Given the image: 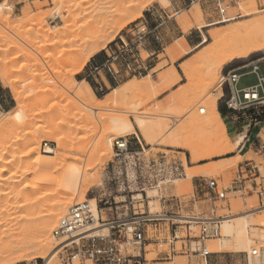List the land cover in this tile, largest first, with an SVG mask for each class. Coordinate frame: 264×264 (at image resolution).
<instances>
[{
    "label": "rangeland",
    "instance_id": "obj_1",
    "mask_svg": "<svg viewBox=\"0 0 264 264\" xmlns=\"http://www.w3.org/2000/svg\"><path fill=\"white\" fill-rule=\"evenodd\" d=\"M0 4L12 7V11L10 10V23L6 21V24H0V68L3 72L6 69L9 72L12 71L11 75L9 73V76H11L9 81H13H10L11 85L13 83L12 86L23 90L21 92H23V105H25L24 110L27 116L25 115L26 118L21 123L24 127L18 131L20 142L29 137L31 138L34 134L32 137L34 139L33 143L27 145L39 144L43 160L52 163V168H48L49 170L44 168L43 164L38 165V168L32 167L34 170L31 173L33 175H31L30 181L37 186L33 185L34 188L32 187L30 190L23 191L24 193L22 192L23 194L20 195L22 196L20 197L22 200L27 201L26 199H28L29 202H27L32 205L31 209L29 210V207H25V209L16 210L18 212L15 211L13 213L15 219L11 223H8V226H5L3 223L0 224V232L5 228L11 227L10 230L8 229L9 231L7 230L9 232L7 234L12 235L13 232L22 231L25 227L27 229L35 217L48 214L52 208H57L61 203H66L68 200L70 202L69 208L76 202L94 200L97 204L100 200H109L113 203V209L109 210L108 207L107 210L102 212V217L105 221L113 220L110 215L116 211L115 202L118 203L119 212L127 211L130 215L133 211L146 213L150 211L153 214L168 212V217L172 221L164 223L162 231L158 232L154 228H150L148 234L149 246L146 248L149 264H205L203 258L198 253H195L199 245L195 242L187 241L184 228H180V239L173 240L172 224H182L177 219L178 217H193L202 215L208 211V205L203 201H199L197 204L192 202L194 198L198 199V186L207 179H216L219 181L221 187L229 188L236 178L239 167L244 162V159L239 157L233 158L232 152H225L209 159L194 162L191 159L190 153L184 149L171 146L170 144L166 145L164 142L161 143L162 141L155 144L156 146L150 145L138 136L129 134L113 138L112 152L102 162L103 158L99 160L97 156L93 155V148L99 142H102V140H107L111 135V121L113 118H128L129 116L131 120L135 119L133 114L128 113L133 100L128 98L125 101L119 99L108 109L104 108L94 116L92 114L93 119L96 118L98 129L87 131L81 123L86 118L85 113L78 106L76 107L75 103L72 104L73 98L69 96L68 89L75 82V89L81 88V91H85L82 84H87L93 87L92 91L93 93L95 92L94 94L99 99L105 101L109 96L111 98L115 95L113 94L115 88L121 87L124 83L130 81H144L147 78H151L153 85L157 86L156 89L159 90L162 88L160 86L162 84L160 81L161 75L169 73L171 69L175 68L179 80L162 94L152 96L151 101L149 100L139 111L144 113L143 117H146L150 121L157 120L164 123L168 121L167 124L172 129L174 128V131L180 127H185L187 136L190 140L192 139L191 141L197 145L206 146L211 139L213 141L217 140L213 138L214 136L210 130L206 128L198 125H194L193 129L191 128L193 125L190 127V115L196 111V107L201 106V103H205L212 95L217 97V108L222 109L226 114L229 112L226 105L229 93L227 87H224L223 94L221 92L220 83L223 76L229 71L242 68L253 61H261L262 71L264 72V49L221 65L222 60L218 55L224 43L219 41L217 44L214 40L210 39L209 34L211 31H220V29L227 31V29L234 27V23L237 22H239V25H246L249 21L264 17V0H240L239 6L232 9L231 13L240 12L242 15L244 14L243 16L247 13V18L245 16L244 18L231 21L227 25L206 27L202 30H199L197 27L217 22V13L212 8L201 4L188 8L184 0H73L69 4L61 6L58 14L55 13L56 6L52 0H0ZM241 5L245 8L249 7L247 10H244L245 8ZM248 9L249 11L254 9L252 10L253 13L251 11V13H248ZM6 11L9 12L8 10ZM149 11L155 13L154 19L158 21V26L161 23L165 24L159 27L155 33L151 34V36H157V34L161 36L160 44L162 47L155 49L154 43L156 42L150 39V37L146 44L140 47L142 59L146 62V65H143L140 61L143 69L142 75L124 77L118 82L111 79L112 83L110 84L107 82L104 74H101V76L94 75L93 70L89 68L92 58L98 54L106 57L107 49L113 46L120 36L126 35L131 29H135L133 28L135 25H138L137 28H142L144 24H140V20H143L145 12ZM26 12H30L32 16L38 18L39 25L36 24V26L34 24L32 26V24H28L22 28L23 30H19L21 33L19 31H16V33H14L15 31H12L13 33L10 32L7 27H12L19 18L20 20L23 19V15ZM53 16H57L59 19L51 23ZM186 19L189 20L187 24L184 23ZM245 19L250 20L242 24L241 21H245ZM183 26H186V31L183 29ZM54 27L57 28L55 29ZM100 27L107 28L108 32H106L104 40L102 39L99 45L97 44L100 47L102 46V50L97 54H93L97 45L88 43L87 40L91 41ZM57 29H60V31ZM64 29L68 31L59 37L49 36L50 32H64ZM30 30L33 31L32 35L29 33ZM45 30L51 31L48 33ZM37 34H39L40 38H38ZM204 36L209 38L207 43H203ZM48 37L47 41L46 38ZM181 37H184L188 42V46L185 49L183 48V56H179V53H173V48L175 44L181 41ZM48 44L49 46H47ZM212 56L215 58L211 62L212 67L216 68L218 66V69L216 68L217 70L213 74L208 73L210 70L205 69L206 66L208 69L211 68L209 61ZM75 58H78L77 63H74ZM217 60L220 62L218 63ZM150 65L152 66L151 68H149ZM145 68H148V70H145ZM7 70L5 73H7ZM207 73L208 76L206 78L205 75ZM214 73H218L216 74L218 77ZM209 75L217 79L215 80L213 77L212 79ZM213 82L216 83L210 87ZM2 83L0 78V90L4 89L8 101L7 108L2 109L0 107V128L9 117H14L13 114L19 109L11 87H7ZM256 83V76L249 75L241 80L240 87L243 88ZM32 86L36 88L31 90ZM42 97L45 100L44 102L41 100ZM45 97L46 99H44ZM36 98L40 100L39 104ZM193 101H196L197 106H194L195 108L190 113L185 114L190 105L189 103ZM174 106L178 109L177 112L175 111L176 115L180 117L177 118L178 122L176 125L171 120H168L167 117H164L172 113L171 111ZM243 113H247L248 115L259 114L258 121H262L264 128V98L260 100L258 105L242 111ZM44 114L46 116L43 117ZM157 117L159 118L157 119ZM28 133L30 134L28 135ZM119 138L127 139L130 150L136 152L138 155L124 157L117 154L114 143ZM9 139H12V134L0 136V147L1 145L2 149L7 147L0 153V167L6 165L5 162L12 159L10 158L12 154H9V152L11 153V149L8 147L10 146L8 144H11ZM229 139L233 145V139L230 136ZM261 139L264 141V131ZM39 140L40 142H38ZM218 141L221 144L223 139L220 138ZM45 142L49 143L50 148L54 150V154L43 152ZM6 143L8 144L6 145ZM222 144L223 146L220 150L227 151L230 146L226 142ZM25 147L21 145L18 149L23 150ZM29 160L30 158H27V161L23 163L17 158L15 162H17L19 167L16 163H12L11 166H13L12 168L16 166L18 169L20 168V170L24 171L26 167L28 169L31 168ZM247 160H254L257 165H261V170L263 171L264 158L262 156L251 155L247 157ZM176 166L180 167L179 174H176L172 179L168 177L167 180H164L166 174L170 173ZM73 170L81 173L87 171V173L90 172L92 174V183L88 186L83 196L75 192L76 187L74 185L70 188L68 176ZM188 173L196 177L191 175L188 178ZM6 175L5 177H9L10 173ZM32 177L37 181H34ZM6 188L4 187L3 189ZM4 192L0 194V209L5 204H8L4 202L6 199ZM141 194L144 195V202L139 203L134 201L132 206L130 204L132 198L135 197L136 200H139ZM73 195L75 197L72 200ZM172 197H179L183 201V208L180 212L172 209L170 204ZM163 198L167 199L168 202L164 203L165 200ZM224 206V209H221L219 214L226 218H233L237 214H245L250 211H255L257 219L264 217V211H262L264 200L258 198L257 195L250 194L243 197L240 193H230ZM234 230L235 223L230 224L229 229L225 232L226 234L222 226V237L205 243L204 246L207 247V251L212 253L208 258V264H250V251L252 252L253 250H258L259 253L256 256L252 255V258L255 260L258 257V259L260 258V264H264V240L260 237L264 232V227L255 225L249 228V236L251 241H253L249 252L222 249V240L225 237L229 239L233 235ZM108 235L109 232L105 236ZM209 243H212L211 245L216 244L217 250H214V252L210 249L208 250ZM56 245H58V242ZM173 245L176 247L177 256L169 259L168 256L170 257L172 254ZM56 256L57 258L53 264H64L60 259V253H57ZM7 260V258L6 261L3 259L0 261V264L49 263V260H43L36 256L11 262ZM85 264L92 263L88 261Z\"/></svg>",
    "mask_w": 264,
    "mask_h": 264
},
{
    "label": "bare ground",
    "instance_id": "obj_2",
    "mask_svg": "<svg viewBox=\"0 0 264 264\" xmlns=\"http://www.w3.org/2000/svg\"><path fill=\"white\" fill-rule=\"evenodd\" d=\"M52 1H53L54 5L56 6L55 13L58 14L60 12L59 8H61V6L65 5V4H69L73 0H52ZM242 7H244V6H242ZM248 7L249 6H247L246 8L244 7L245 9L244 8L243 9L247 10ZM6 10H8L9 12H7ZM10 10L12 11L11 6L0 4V24L3 25L6 21L10 23V19H11ZM252 10H254V9H252ZM252 10H250V11L252 12ZM248 11H249V9H248ZM250 11L248 13H251ZM242 12H244V11H242ZM245 14H246L245 16L247 18L248 15H247V13H245ZM24 15H23V17H24L23 19L20 20V18H19L13 24L12 27L9 26V27H7V29L10 32L15 31L14 33H16V31H19L25 25H28V24H32V26H34V24L39 25L38 18L32 16L30 12L29 13L26 12ZM243 15L240 18H244L245 16H243ZM67 19H69V18H67ZM249 20L250 19H245V21H241V22L243 24L244 22L247 23V21H249ZM32 22H35V23H32ZM188 22H189V20L186 19V21L184 23L187 24ZM230 22L231 21H229V22L225 21V22H221V23H213V24H208V25L203 24V25H199L198 29L202 30L206 27L223 26V25L229 24ZM9 23H7V24H9ZM41 24H42V22H41ZM54 28L56 29L57 27H54ZM54 28H52V29L55 30ZM183 29H185V31H186V26H183ZM32 30L29 31V33L31 35L33 32ZM45 31H48V30H45ZM50 31H48V33ZM58 31H60V29ZM58 31L54 32V33L50 32L49 36L53 35V36L59 37V36L65 34V32H67L68 30L64 29V32H62V31L58 32ZM40 32H42V31H40ZM106 32H108L107 28L100 27V29L96 32L93 39L91 40L89 38V40H91V41L87 40V42L91 43V44H95V45L98 44L99 45V42H101L102 39L105 37ZM45 33H44V35H45ZM37 35H38V38H40L39 34H37ZM209 37H210V39L214 40L217 44L219 41L220 42L222 41L224 43L220 52L218 50V52H219L218 56L222 60L221 65H223L224 63H227V62L234 60L236 58L245 57V56H247L253 52L264 49V17L258 18V19L253 20V21H249V23H247L246 25L245 24L239 25V22L234 23V27L227 29V31L221 30V29H220V31H211L209 34ZM31 38H32V36H31ZM35 38H36V36H35ZM44 38H45V36H44ZM47 39H49V37L46 38V40ZM27 41H29V40H27ZM208 41H209V38L207 36H204L203 43H207ZM85 44H86V41H85ZM98 45L96 46V49L94 50L93 54H97L98 52H100L102 50L101 49L102 46L100 47ZM101 45H103V44H101ZM47 46H49V44ZM186 46H188L186 40L182 39L180 42L175 44V46L173 48V53L174 54L179 53V56H183L184 55L183 48L185 49ZM49 48H51V47H49ZM46 49H45V51H46ZM208 50H211V49H208ZM40 52H41V50H40ZM213 56L211 57V60L209 61L210 65H211V62L215 59ZM217 61H218V63L220 62L219 60H217ZM77 62H78V58H75L74 63H77ZM216 68L215 67L213 68L212 65H211L210 69H208L207 66L205 67L206 70H210V72H208V71H206V72L212 73V74H213V72H215V70L218 69V68L217 69ZM6 70H5V72H6ZM185 71L187 72V69ZM5 72H3L2 69L0 68V78H1L2 82L5 84V86L11 87V90L15 96L14 97L15 101L18 103L17 106L19 108L18 111L15 112V114H13L14 117H12V118L9 117L8 120L3 125H1V128H0V136H4L5 134H6V136L9 134H12V139H9L11 141V144L6 143V145L7 144L10 145L8 147L11 149L10 150L11 153L9 152V154H12L10 157L12 159H10L11 161H8V162L7 161L5 162V159H4V162L6 163V165H2V167H0V194H2L1 192L6 191V192H4L6 199L5 200L3 199V200L5 203H8V204H5L4 207L0 209V224L3 223L5 226H8V223H11L15 219V216L13 213L16 210H18V209L20 210L21 208L25 209V207H29V210L31 209L32 205H30V203H28L29 202L28 199H26L28 202L25 200H22L20 198L22 196H20V195L24 193L23 191H26L28 189L30 190V188H32L33 185H35V183L30 181V179H31L30 177H31V175H33L31 173L34 170V169H32V167L38 168V165L43 164L44 168H46V169L50 168L51 169L52 163L50 161H44L43 160V158L41 157V154H40L39 144L34 143L31 145H27V144L33 143V141H34V139L32 138L34 135L33 133H32L33 134L32 137L31 138L29 137L30 139L28 138V139H25L23 142L21 141L22 142V144H21L18 131L21 130L22 127H24L21 123L24 122V118H26L25 115L27 116V114H25V110H24L25 105H23L24 96H22L23 92H21L23 90H20V89L16 88L15 86H12L13 83L11 85V82H13V81H11V80H10L11 82L9 81V78L11 77V76H9V73L11 75L12 71L9 72L7 70L8 74ZM216 72H218V71H216ZM208 73H207V75H205L206 78L208 76ZM216 74H218V73H216ZM212 77L215 79L214 76H212ZM216 77H218V76L216 75ZM178 80H179V78H178L177 71L175 68H173V69H171V71L169 73H166V74L164 73L163 75H161L160 81L162 82L163 85L162 84L160 85V86H162V88L159 90L156 89L157 86L155 87L153 85L151 78H147V80H144V81L143 80L142 81H139V80L130 81V82L124 83L121 87L115 88L113 91V94H115V95H113V97H111V98L109 96L110 99L107 98L105 100L107 102L99 99L93 93V91L89 85L82 84L85 88V91H81L80 90L81 88L78 89L79 90L78 91L77 89H75V87H76L75 82H73L72 86L68 89L69 94H70L69 96H72V98H73L72 104L75 103V106L76 107L78 106V108H80L85 113L86 118H85V120L82 119L83 121L81 123L83 124V126L86 128L87 131H89V130L95 131L96 129H98L97 128V122L95 120L96 118L94 117L95 119H93V116L95 114H97L98 111L103 110L104 108L108 109V107L112 106V104L117 102L119 99H123L124 101L127 100V98L133 100V102H131L130 110L128 111V109H127V111L129 114H131V115L133 114L135 116V119L131 120L129 118V116H128V118H125V117L113 118L111 121V129H112L111 135L110 136L108 135L109 137L107 138V140L105 139V141H103V140H102V142L97 141L99 143L93 148L94 149V151L92 150L93 155L97 156V159L99 158V160H102V158H103V160H102V162H103L104 159L109 157V155L112 152L113 138L115 136H124V135H129V134H134V135L138 136L140 139H143L147 144H150V145H155V144L162 141L161 143L164 142V144H166V145L170 144L171 146H175L177 148L184 149L190 153L191 159L194 162H198V161H201L204 159H209L211 157L221 155L225 152H228V153L233 152L234 147L230 142L226 127H225L223 119H222V115L217 108V97H215V96L211 95L210 98L205 103H201V106L198 105L199 107H196L197 106L196 101L189 103L190 105L188 106V108H187L188 110L186 111L185 114L190 113L192 111V109H194L196 107V111L190 115V119H189V121L191 123V124H189L190 127H191V125H193L191 127L193 129L194 125L195 126L198 125V126H201L203 128L210 130V132L214 136L213 138L215 140L218 141V139H220V138L223 139L221 144L219 141L217 142V141H213L211 139V141H209L208 145H206V146L197 145L193 141H191L192 139L191 140L189 139V137L187 136V131H186L185 127H180L179 129L174 131L173 130L174 128L172 129L171 126H169L167 124L168 121H166V120H165L166 122L164 123L162 121H157V120L156 121H154V120L150 121V120L146 119V117L145 118L143 117V115H145V114L142 113L141 111H139L140 108L145 106L146 103L149 102V100L152 98V96H157V95L162 94L163 92L168 90L171 87V85L176 83ZM215 83L213 82L210 85V87H212ZM48 85H49V83H48ZM160 86H159V88H160ZM17 87H18V85H17ZM19 88H20V86H19ZM34 88H36V87L34 86L31 90H33ZM206 92H207V90H206ZM22 97H23V99H22ZM44 99H46V97ZM41 100L43 102L45 101V100H43V97ZM39 101L40 100H38V104H39ZM26 105H27V103H26ZM35 105H36V103H35ZM189 108H191V109H189ZM32 109H33V106H32ZM80 109H78V110H80ZM26 110H27V108H26ZM177 110L178 109L176 108V106H174L172 108V111H171L172 113H169V115L164 116V117H167L168 120H171L174 123V125H176V123L178 122L177 118H180L179 115H176ZM42 113H44V112H42ZM80 113H82V112H80ZM92 114H93V116H92ZM44 116H46V115L44 114L43 117ZM158 118L159 117H157V119ZM160 118H161V116H160ZM76 125L78 126V124H76ZM44 132H48V131H44ZM49 132H51V131H49ZM29 134L30 133H28V135ZM26 138H27V136H26ZM1 139H2V137H1ZM38 142H40V140ZM223 142H226L230 146L227 151H221L220 150V148L223 146V144H222ZM95 144H96V142H95ZM21 145L23 147L26 146L27 149L25 147V149L24 148H23V150L20 149L21 150L20 151L18 148ZM3 147H5V146H3ZM6 148H3V149H6ZM3 149H2V145H1L0 153H1V151H3ZM207 152H209V153H207ZM47 153L54 154V150L49 147V148H47ZM17 158L23 163H24V161H27V158H30L29 161H30V167L31 168L28 169L26 167V169H24V171L20 170V168L18 169V167H19L17 165L18 160H17V162H15V160ZM6 160H8V159H6ZM0 163H1V159H0ZM12 163H16V165L18 167H16L13 164L15 167L12 168L13 167V166H11ZM37 168H35V169H37ZM7 173H10L9 177H5V175ZM88 173H90V172H88ZM88 173H87V171L85 173H81L77 170H73L69 173V176H68L70 188L74 185L76 187L75 192H78V194L80 193L82 196L85 194V191L88 188V186L92 183L91 182V175L92 174L91 173L88 174ZM187 175H188L187 177L189 178L193 174L188 173ZM197 175H199V174H197ZM6 176H8V175H6ZM193 176L196 177L195 175H193ZM194 177H192V178H194ZM34 178H35V176H34ZM34 181H37V180L34 179ZM35 186H37V185H35ZM4 187H7V188L3 189ZM20 187H22V188H20ZM77 187H79V189H77ZM74 197H75V195H73L71 199L73 200ZM0 199H1V195H0ZM82 200L84 201L83 197H82ZM68 201L66 203H63V204L61 203V205H59L57 208H54V209L52 208V210L48 214H44V215H40V216L35 217L32 220V222H30V224L28 223L29 227L27 229L25 227L22 231L18 230L15 233L13 232V234L11 233L12 235L9 234L10 236L7 234V232L11 228L10 226H9L10 228H8L9 230L7 228H5L2 232H0V261H2L3 259L6 261V258H7L8 259L7 261L11 262V261H15V260L29 259L32 256H36V257L42 258L43 260H49L48 264H51V263L53 264V262H55V260L57 258L56 255H57V251L59 248L58 245H56L57 242L54 241L55 238L53 236V231L58 226L60 219L66 215V213L69 209V205H70V202H68ZM89 202L91 204L93 212L97 216V214L99 213V210H98L96 202L94 200H89ZM18 211H16V212H18ZM262 211H264V207H263ZM37 214H35V215H37ZM255 214H256L255 211H250V212H247L245 214H237L233 218L232 217H229V218L225 217L224 218V220H223L224 233L229 229L231 223H235V230L233 231V235L231 234L232 236L229 239L225 237V239L222 240V243H221L222 249H226L229 251H237V252H243V251L249 252L251 250V245H252L253 241H251L250 236H249V228H251L255 225L264 227V217L262 219H257ZM32 216H31V218H32ZM177 219L179 221L183 222V221H190V219H192V217H184L183 216V217H178ZM13 225H15V224H13ZM109 229H110V225L93 226V227L89 228L86 232L89 236L106 235L109 232ZM260 237L264 240V232L262 233V235ZM211 244L209 243L208 250L210 249L211 251L214 252V250H217L218 247L216 246V244H213V245H211ZM206 250H207V247H206ZM254 251L255 250H253L252 252L250 251V254H251L250 255L251 256L250 257V264H260V258L258 259V257H257V259H255V260L252 258V253ZM257 252H258V250H257ZM210 254H212V253H210Z\"/></svg>",
    "mask_w": 264,
    "mask_h": 264
},
{
    "label": "built area",
    "instance_id": "obj_3",
    "mask_svg": "<svg viewBox=\"0 0 264 264\" xmlns=\"http://www.w3.org/2000/svg\"><path fill=\"white\" fill-rule=\"evenodd\" d=\"M239 2L240 0H191L190 8L196 4L210 7L217 13L216 23H221L234 21L242 16L240 12L231 13L232 9L239 6ZM57 19H59L57 16H53L51 23ZM140 24H144V26L137 28L138 25H135L133 27L135 29L120 36L119 40L107 49L106 60L101 66L93 69L94 75H108L115 82L124 77L142 75L143 69L140 61L143 65H146V62L142 59L140 47L146 44L155 31H151L146 23L140 22ZM151 67L150 65L149 68ZM249 75L256 76L257 83L241 88V80ZM224 87L228 89L226 105L230 111L242 113V111L258 105L264 98L262 62L253 61L242 68L229 71L223 76L220 83L222 94ZM243 114L244 116L248 115L247 113ZM249 116H252L251 119L254 120L259 119V114ZM49 147V143L45 142L43 152L47 153ZM114 148L117 154L124 157L138 155L130 150L129 142L125 138L115 140ZM258 153L264 158V147L260 148ZM179 170L180 167L176 166L166 174L165 178L163 177L164 180H167L168 177L172 179L176 174H179ZM200 188L198 199L194 198L192 202L197 204L199 201H203L208 205V211L202 215L193 216L190 221H179L182 224H172V234L173 240H178L180 239V228H184L187 241L199 245L195 253H198L205 264H208L211 254L204 245L207 241L222 237L225 217L219 213L225 207L228 194L240 193L243 197L253 194L264 200V169L262 171L261 165H257L254 160H247L240 165L236 178L229 188L221 187L216 179L203 181ZM139 197H141L139 200L133 197L130 204L133 206L134 201L143 203L144 195L141 194ZM163 199L164 203L168 202L167 199ZM170 204L173 210L179 212L183 208V201L179 197H172ZM115 206L116 211L110 215L113 220H108V218V221L103 219L102 212L108 207L109 210L113 209V203L109 200H100L97 203L99 210L97 216L89 202H76L68 209L53 231V236L59 247L57 253H60V259L64 264H85L88 261L92 264H149L146 248L149 246L150 228L152 227L158 232L162 231V225L167 221H172L168 217V212L153 214L150 211L149 213L133 211L130 215L127 211L119 212L117 202H115ZM102 225H110L108 236H89L87 234L86 231L89 228ZM172 248V254L170 257L168 256L169 259L177 256L175 245ZM252 255H258L257 250ZM36 264L38 263L36 262Z\"/></svg>",
    "mask_w": 264,
    "mask_h": 264
},
{
    "label": "crops",
    "instance_id": "obj_4",
    "mask_svg": "<svg viewBox=\"0 0 264 264\" xmlns=\"http://www.w3.org/2000/svg\"><path fill=\"white\" fill-rule=\"evenodd\" d=\"M186 6L190 8L191 0H184ZM155 13L154 12H145L143 23H146L151 31H157L159 27L163 26L165 23H161V25H157L158 21L154 19ZM198 28V27H197ZM200 30V29H199ZM160 35L157 36L153 35L150 36V39L155 41V49H158L161 46L160 44ZM184 39V37H181ZM186 40V39H185ZM187 42V41H186ZM188 43V42H187ZM106 60V57L102 55H96L91 60L90 69L93 70L94 68L101 66ZM107 79V82L110 84L112 80L110 76L104 75ZM101 78V77H100ZM251 86V85H248ZM245 86V87H248ZM91 87V86H90ZM243 87V88H245ZM96 88V87H95ZM3 89V88H1ZM93 90V87H91ZM97 90V88H96ZM95 93V92H94ZM7 101L6 94L3 90H0V107L2 109L7 108ZM224 123L227 127V131L229 136L233 139V147L234 151L233 158H242L244 162L247 161L248 156H260L259 150L260 148L264 147V141L261 139V135L263 134L264 128L262 126V121L259 122L258 119L254 120L251 119L252 116L245 115L239 112H232L229 110L225 115H222ZM201 188L200 185L198 186V196L200 194Z\"/></svg>",
    "mask_w": 264,
    "mask_h": 264
},
{
    "label": "trees",
    "instance_id": "obj_5",
    "mask_svg": "<svg viewBox=\"0 0 264 264\" xmlns=\"http://www.w3.org/2000/svg\"><path fill=\"white\" fill-rule=\"evenodd\" d=\"M219 110V112L221 113V115L223 114H225V112L222 110V109H218Z\"/></svg>",
    "mask_w": 264,
    "mask_h": 264
}]
</instances>
